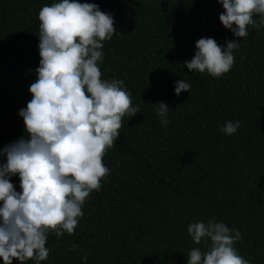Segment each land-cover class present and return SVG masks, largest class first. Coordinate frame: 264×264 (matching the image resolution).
<instances>
[{
  "label": "trees",
  "instance_id": "obj_1",
  "mask_svg": "<svg viewBox=\"0 0 264 264\" xmlns=\"http://www.w3.org/2000/svg\"><path fill=\"white\" fill-rule=\"evenodd\" d=\"M53 2L0 0V149L26 135L19 111L39 66V11ZM80 2L113 15L117 33L98 66L102 79L125 82L140 113L124 117L103 158L110 175L86 200L75 234L50 233L41 264H187L191 248H207L187 227L209 219L239 230V255L264 264V27H249L233 67L213 78L184 62L200 38L235 39L217 0ZM182 79L191 89L177 96ZM158 102L170 109L167 125ZM227 121H240L233 135L222 131ZM11 182L21 191L18 175Z\"/></svg>",
  "mask_w": 264,
  "mask_h": 264
},
{
  "label": "clouds",
  "instance_id": "obj_2",
  "mask_svg": "<svg viewBox=\"0 0 264 264\" xmlns=\"http://www.w3.org/2000/svg\"><path fill=\"white\" fill-rule=\"evenodd\" d=\"M224 11L219 20L235 39L219 45L213 38L196 41V52L184 66L189 72H207L219 78L235 63L238 38L248 29L264 27V0H217ZM258 17L259 19H255ZM39 66L29 87L31 99L19 111L24 132L0 149V258L3 264H41L48 259L50 233L74 235L83 206L101 181L110 175L103 163L116 145L124 117L140 113L123 80L102 79L99 63L104 42L117 33L113 15L97 3L59 0L39 11ZM188 82H175V95L190 92ZM161 124L167 125L169 108L155 104ZM240 121H227L222 131L233 135ZM19 176L20 189L11 182ZM194 244L187 264H249L235 244L239 230L209 219L187 227ZM78 247V245L76 246ZM87 260V256L83 257Z\"/></svg>",
  "mask_w": 264,
  "mask_h": 264
}]
</instances>
